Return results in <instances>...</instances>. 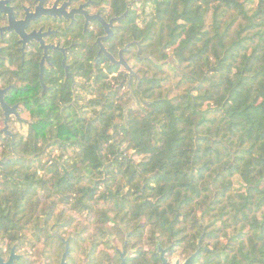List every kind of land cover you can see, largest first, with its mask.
Wrapping results in <instances>:
<instances>
[{
    "label": "trees",
    "instance_id": "1",
    "mask_svg": "<svg viewBox=\"0 0 264 264\" xmlns=\"http://www.w3.org/2000/svg\"><path fill=\"white\" fill-rule=\"evenodd\" d=\"M126 2L128 40L143 38L142 51L173 55L180 69L145 59L134 90L140 110L114 133L106 124L123 113L105 110L87 128L64 124L52 134L59 155L38 165L46 126L17 134L16 151L38 157L0 160V221L11 218L18 235L27 218L19 208L29 206L30 221L78 222L96 245L128 235L139 264L159 261L158 242L172 245L171 256L189 255L201 221L208 245L232 249L264 219V0ZM11 152L8 143L2 155Z\"/></svg>",
    "mask_w": 264,
    "mask_h": 264
},
{
    "label": "flooded vegetation",
    "instance_id": "2",
    "mask_svg": "<svg viewBox=\"0 0 264 264\" xmlns=\"http://www.w3.org/2000/svg\"><path fill=\"white\" fill-rule=\"evenodd\" d=\"M132 8L126 0H0L3 147L12 146L11 134L16 142L21 130L15 127L24 124L46 126L50 133L47 145H57L61 140L52 134L61 126L87 128L95 125L105 110L110 115H124L106 124L112 126L113 133L117 125L126 123L125 116L128 119L132 108L127 109L128 102L123 99L128 90L134 93L139 89L145 59L143 38L128 40L127 17ZM125 62L134 70L132 75ZM201 224L197 248L179 264L193 255L191 264H264V219L254 232L243 230L253 232L254 237L241 240L243 243L236 239L232 249L208 245V223ZM35 228L17 235L11 218L0 221V264H139L138 247L127 235L123 240L109 238L96 245L78 222L43 220ZM227 232L242 233L236 228ZM217 233L221 240L226 231ZM169 248L168 264H176L177 260L172 262L176 256L170 255L172 245ZM158 258L155 264H163L160 255Z\"/></svg>",
    "mask_w": 264,
    "mask_h": 264
},
{
    "label": "rangeland",
    "instance_id": "3",
    "mask_svg": "<svg viewBox=\"0 0 264 264\" xmlns=\"http://www.w3.org/2000/svg\"><path fill=\"white\" fill-rule=\"evenodd\" d=\"M128 46H130V43L128 44ZM125 48H127V47H125ZM138 53L140 54V50L138 51ZM142 53H143V55H142V57L143 58H149L150 60H152L156 65H158V64H160V65H165V69L166 70H176L177 71V69L174 67V66H172L170 63H168V62H164V63H161L162 61H164V60H166V59H168V58H166V59H164V60H158V58H156L155 56H151L150 54H148V53H145L144 51H142ZM145 55H150L151 57H153V59H155V60H153L152 58H150V57H144ZM145 59H143L142 60V66L144 65L145 66V68L146 67H148L149 66V64L146 62V63H144L143 61L145 60ZM146 61V60H145ZM125 63H127V62H125ZM124 65V64H123ZM127 65H128V67L125 65V67L127 68V70H128V72L130 73V75H132V73H134V70L132 69V67L127 63ZM155 65V66H156ZM150 67V66H149ZM152 71L154 72V71H156V67H152ZM143 75V74H142ZM128 90V89H127ZM131 94V95H130ZM123 100H126V103H127V105H129V104H131L132 102H134V103H132V105H133V108L131 109V110H133V111H137V110H140V108H141V103H140V101H136V93L134 92H131L130 93V91L128 90L126 93H125V97H124V99ZM138 102V103H137ZM125 107H126V105H125ZM124 121V120H123ZM15 128H19L21 131L19 132V133H17L18 135L19 134H24V135H26L27 134V132L28 131H26L29 127L28 126H26L25 124H24V126H16ZM111 129V128H110ZM5 136H7V135H5ZM53 138H55L54 137V135H53ZM120 140H122V137H120L119 138ZM123 139H124V137H123ZM5 141V138H4V136L2 135V134H0V160H2V161H7L8 160V158L9 159H11V160H14V159H21V158H26V159H30V160H33V159H35L36 158V156H37V154H25V153H19V152H17L18 154H20V156H16V157H13V156H11L12 154H13V149H12V146H11V153L10 154H8L7 156H3L2 155V150H3V142ZM48 141H50V140H48ZM47 141V142H48ZM13 142V141H12ZM47 142L43 145V147H44V150H45V154H43V155H41V156H37L38 157V161H35L34 162V165H38L39 163H43V162H45L48 158H50V156L51 157H55V156H57V155H59V151L57 150V149H55V151H51L52 149H53V147L55 146V148H58V146L56 145V143H52V146L51 145H47ZM126 145V143H124L123 144V147ZM122 146V145H121ZM14 149H15V139H14ZM15 151H16V149H15ZM72 151L70 150L69 152H67L66 153V157H70V156H72ZM7 158V160H6V158ZM40 173H43V171H40ZM37 192H39L40 194H44L45 193V191H37ZM11 199H12V201H11V205H9V206H11V207H13L15 204H14V200H13V198L11 197ZM6 207L8 206V205H5ZM8 206V207H9ZM15 207V206H14ZM19 209H21V212L22 211H24L25 212V214H26V216L25 217H27V218H25L23 221H20L19 222V224H20V226H21V228H22V230H20V232L21 231H23V230H25L26 228H28V227H30V229L31 230H33V231H36V228H35V226L36 225H38V223H42V221L41 222H38V223H35V222H33V221H30V217H31V214H30V207L29 206H23L22 208L20 207ZM38 209L40 210V212H42V209H44L43 207H41V209H40V207H38ZM56 209L59 211V210H61V209H67V207H65V205H63V204H60V205H58L57 207H56ZM19 215H22V214H19ZM83 216H85V214H83ZM43 220H52V219H49V217H47V216H44V218H43ZM56 220H60V219H54L53 221H56ZM127 237H128V235H127ZM169 246L170 245H167V246H163L160 242H158L156 245H155V252H156V249H158L157 250V255H160V251H159V247H161V248H163V249H167V251H166V253L169 251ZM149 247V249H151V247L150 246H148ZM165 253V257H168V255ZM172 258V257H171ZM176 260H183V256H176V257H174V258H172V262H174V261H176ZM152 262H151V264H155V262L154 261H156V260H151ZM157 264H160V262L159 263H157Z\"/></svg>",
    "mask_w": 264,
    "mask_h": 264
},
{
    "label": "water",
    "instance_id": "4",
    "mask_svg": "<svg viewBox=\"0 0 264 264\" xmlns=\"http://www.w3.org/2000/svg\"><path fill=\"white\" fill-rule=\"evenodd\" d=\"M144 57H150V58L153 59V57H151L150 55H145ZM153 60H155V59H153ZM164 62H168V63H170V64H171L172 66H174L177 70L180 69V68H179V64H178V62L175 60V58H174L173 55H170V56L168 57V59L162 61L161 63H164ZM124 64L128 67L127 63H124ZM132 103H134V102H132ZM132 103L129 104V105H127L126 108H127V109H128V108H133ZM126 120H127V116H125V122H126ZM5 135H8V134L5 133ZM11 136L13 137V142H12L13 154H12L11 156H13V157L20 156V154H18L17 151H15V149H14V134H11ZM6 159H7V158H6ZM159 251H160V257H161V260L163 261V264H168V260H167V258L165 257V253H166L167 249H163V248L159 247ZM193 256H194V255H193ZM193 256L189 257V258L186 260L185 264H191V261H192V259H193ZM179 262H180V261L177 260V261H176V264H179Z\"/></svg>",
    "mask_w": 264,
    "mask_h": 264
}]
</instances>
